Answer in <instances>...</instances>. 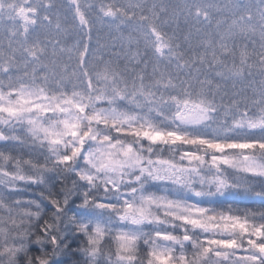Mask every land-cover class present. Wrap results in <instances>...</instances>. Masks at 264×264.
<instances>
[{
	"label": "snow or ice",
	"instance_id": "1",
	"mask_svg": "<svg viewBox=\"0 0 264 264\" xmlns=\"http://www.w3.org/2000/svg\"><path fill=\"white\" fill-rule=\"evenodd\" d=\"M0 264H264V0H0Z\"/></svg>",
	"mask_w": 264,
	"mask_h": 264
},
{
	"label": "trees",
	"instance_id": "2",
	"mask_svg": "<svg viewBox=\"0 0 264 264\" xmlns=\"http://www.w3.org/2000/svg\"><path fill=\"white\" fill-rule=\"evenodd\" d=\"M244 202L249 204V205H251V203H252V201L249 198H244Z\"/></svg>",
	"mask_w": 264,
	"mask_h": 264
}]
</instances>
